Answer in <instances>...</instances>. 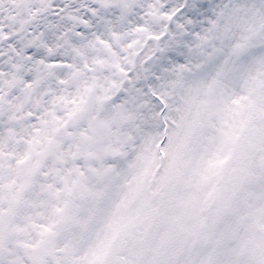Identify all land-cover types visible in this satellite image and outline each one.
<instances>
[{"label":"snow or ice","instance_id":"snow-or-ice-1","mask_svg":"<svg viewBox=\"0 0 264 264\" xmlns=\"http://www.w3.org/2000/svg\"><path fill=\"white\" fill-rule=\"evenodd\" d=\"M0 264H264V0H0Z\"/></svg>","mask_w":264,"mask_h":264}]
</instances>
